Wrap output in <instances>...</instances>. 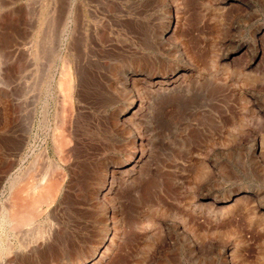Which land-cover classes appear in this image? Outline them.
<instances>
[{
  "label": "rangeland",
  "instance_id": "1",
  "mask_svg": "<svg viewBox=\"0 0 264 264\" xmlns=\"http://www.w3.org/2000/svg\"><path fill=\"white\" fill-rule=\"evenodd\" d=\"M80 1L88 33L95 36L102 30L109 38L104 43L100 42L96 48L97 45H93L92 41L90 45L93 47H86L87 57L81 61L78 71L68 70L69 74H74V79L76 74L80 77L85 74L90 78L93 76V81L100 90L97 97L99 103L95 107L97 109L93 110L96 114L94 121L97 134L95 133L92 141L88 139V142L99 147L108 148L94 155L99 157H96L98 162L121 161L127 153L126 150H119L125 145V135L117 130V126L110 127L117 109L124 107L127 102L125 98L129 86L124 83L127 75L124 72L129 68H136V65L163 71L169 69L171 63H180L182 67L191 70L180 71L189 73L188 76L193 79L189 86L175 93L170 91L152 94L147 90H139V97L143 102L137 111L138 119L133 127L134 130L140 129L148 139L147 163L156 174L148 173V176L144 175L142 179L125 186L124 191L119 190L122 194L117 193L115 202L106 203V206H115L107 212V216L114 215V229L105 231L102 218L104 211L97 200L87 199L86 190L80 191L76 201L73 199L76 193L74 189L66 188L62 192L55 186L52 191L56 194L51 204L40 208L33 205L36 214H32V219L38 225L24 228L16 237L6 235L11 243L14 242L15 248L20 247L17 255H10L17 261L11 264H78L83 259H86L85 264L94 260H97L96 264H223L225 260L224 264H264V127H251L247 122L248 116L256 109L264 115V0H161V3L160 0ZM65 3V0H0L1 170L5 160L2 144L9 136L8 125L14 116L12 109L16 108V112H20L21 121L24 111L29 109L31 103L34 66L30 50L34 35L38 28L55 23H52L48 12L65 8ZM157 31L162 32L159 34ZM162 34L167 38L165 45L158 39ZM254 36L258 40L257 61L255 66L247 69V51L254 44ZM178 48L183 50V58L178 55ZM226 50L232 56L223 61L219 57ZM186 58L190 66L184 64ZM76 103L75 99L72 100L70 106H74L73 111ZM80 103L81 101L78 105H83L84 109L89 107L85 102ZM90 110L92 111L91 108ZM204 110H209L210 116ZM142 122L144 123L141 124ZM240 122L247 125H241ZM237 127L242 128L243 133H237ZM252 130H256L262 150L259 152V159L253 162L248 157L247 148L252 142ZM207 155L209 165L206 163L208 166L205 168L203 160ZM206 173L210 179L207 177V181H204ZM164 174L166 175L163 176ZM175 181H181V184L175 185ZM201 184L203 190L219 191V195L236 187L241 192L231 200L217 201L215 206L221 212L215 210L212 215L198 212L197 209L192 212L189 209L192 197L186 195L185 191L192 185H198L194 191L200 192ZM1 185L0 178V201ZM135 187L144 191L140 199H135L133 195ZM43 190L44 187L41 186L39 191ZM36 196L35 194L34 199ZM143 196L148 198L146 204ZM179 215H186L184 217L191 219L186 224V231L183 230L186 235L175 224ZM48 228L51 234L48 233ZM39 232L42 237L45 236L46 242L49 241L44 245L47 249H41L42 253L34 252L29 261L23 260L25 248L34 243V239L41 237ZM104 232L105 238H102ZM98 239L104 241L91 260L88 257ZM170 242L172 246L169 245ZM1 251L0 247V254ZM100 254H105L104 258L98 259ZM222 254L225 255V260H222ZM6 258L1 254L0 264H4Z\"/></svg>",
  "mask_w": 264,
  "mask_h": 264
},
{
  "label": "bare ground",
  "instance_id": "2",
  "mask_svg": "<svg viewBox=\"0 0 264 264\" xmlns=\"http://www.w3.org/2000/svg\"><path fill=\"white\" fill-rule=\"evenodd\" d=\"M65 1H66V3H65L66 5L64 4L65 8L59 9L57 11L55 9L53 11L51 10L52 12H48L51 14V16L49 15V17H50L52 23L54 21H55V23L51 24V26H49V27L44 26L45 28L40 27L36 30V34L34 35V38L32 41V47L30 50L32 53V60L31 61H32V65L34 66V74L32 76L33 77V80H32L33 81V83H32L33 84V86H32L33 94H32V97L30 98V100H31L30 107L28 110H26L27 112L24 111L25 113L23 114L21 121H20V116H21L20 112L18 113V110L16 112V108L12 109V112L14 114L13 120L11 123H9V125L7 124L9 126L8 132H7V133H9V136H8L7 140H4V142L2 144L3 150H4L3 152L5 155V158H4L5 160H4L3 166L1 167L2 170L0 169L1 170V172H0L1 177L0 178L2 181L1 201H0V247L2 250L1 254L5 258L7 257L6 259H4V262L6 264H11V263L17 262L16 258L12 257V256L10 257V255L13 253L16 254L18 249L20 248V247L15 248V246L13 245L14 242L11 243L9 241V239H7L9 236L6 237V235L10 234V235H12V237L13 236L16 237V235H18L21 230L23 231L24 228H27V227H30L33 225H38L39 223L32 219L33 215L36 214L35 210H34L35 207H33V205L40 208L43 205L45 206V205L51 204V202H52V200H54V197L56 194L52 191L55 188V186H57L58 190H61L62 192L66 188L67 189H69V188L74 189V191L76 193H74L73 199L76 201H77V198H78L80 191L86 190V193L88 194L87 199L88 200H97V203L102 207V211H104V216H102V218H103V222H104L103 226L105 228V231L107 232L108 229H111V230H112V228L114 229V227H112L113 223L115 222L114 217H113L114 215L112 216L109 214L107 216V212H109L112 208H115V206L110 205L111 207H109L108 205L106 206V203L108 204L110 201L112 203L115 202L118 194L119 193L122 194L119 190L124 191L125 186L130 185L131 183L133 184L136 180L142 179L144 175L148 176L147 175L148 173H151L150 175L156 174L155 171H153V168H151V166L148 165V163H147L148 151H149L148 139L146 138V135H144L145 133L144 134L141 133L139 131L140 129L134 130L135 128L133 127V125L136 124L135 120L138 119L137 118V114H138L137 111L141 106L140 105L141 102H143V101H141L142 99L139 97V93H138L139 90H143V91L147 90L148 93H152V94L153 93H160V92L161 93H167L170 91H174V93H175V92L183 90L184 88L189 86L190 81L193 79L192 77L190 78L188 76V75H190L189 73L185 74V72H182V71H186V72L191 71L190 68L186 69V68L182 67L183 65H179L180 63L179 64L175 63L174 65H172V63H171L170 68L163 70V71H161L159 68H156L155 70H149V68L137 67V65H136V68H129V70H127V72L123 71L125 74H127L126 77L123 76V78L125 77L124 83H126L129 86L128 89L126 90L127 97L125 98V100L127 99V102H126L125 106L123 105L124 107H122L120 105L121 107L118 108L119 110L117 109V111L115 113V117L113 116V118H112L113 120L111 119L112 125L110 127L117 126V130L120 131L121 134L125 135L124 136V138L126 140L124 143L125 145H123V148H119V150H126L127 153L124 156V159L121 161L112 162V161L107 159L108 161L98 162L99 159L96 160L97 156L94 157V155H96V153H100L99 152L100 150L106 151L108 148L106 146H100L99 147L98 145L91 143L90 141L88 142V139L91 140L95 136V133H96V124H95L96 122L94 121V119H96V117H95L96 114L93 112V110L97 109L95 107H96V104L99 103V101H98L99 98L97 100V97H98V93L100 92V90L97 89V85L95 84V82L93 81V78H92L93 76L90 78V77L86 76V74H85V76L82 75L80 77V75L78 76V74H76L75 79H74V76H73L74 74H72L71 72H70L71 74H69L68 70L74 69L76 71V69H77V71H78V68H80V66L82 65L81 61L86 56V52H87L85 50L86 47L90 48V46L93 47V45H97V46H95V48H96V47H98V44L100 45V42L104 43L107 41L106 39H109V38H107V35H105V32H101L102 30L100 31L101 33L99 32V35H95V36L91 32L88 33V29L86 28L87 27V20L85 18L84 13H83L82 4H81L80 0H65ZM162 2H165V0H162ZM160 3H161V0H160ZM169 9H171V8H169ZM169 9L167 10V12H169ZM49 17H47V18H49ZM36 20H37V18H36ZM46 23H48V21ZM168 24L169 23H167V25ZM95 31H96V28H95ZM161 32H158V33L160 34ZM163 34L158 39H160L162 44L165 45L167 43V41H166L167 38L164 37ZM153 37H155V36H153ZM253 38H254V44H252L250 46V49H248V51H247L248 52L247 55H249L248 56L249 61L246 63L247 69H250L253 66H255L256 61H257V49H258L257 42H258V40L255 38V36ZM92 41H93V45H90V43ZM174 41H177V40L174 39ZM108 42H110V41H108ZM152 46H153V44H152ZM181 47H182V45H181ZM238 47L240 48L241 45H239ZM186 48H187V46H186ZM175 49H177V48H175ZM184 49H185V46H184ZM178 52H179L178 55L183 58L184 57L183 50L180 51L178 48ZM110 54L111 53L108 54V57ZM189 55H190V53H189ZM231 56H232V53L230 51L226 50L219 57V59L224 61V60L230 58ZM100 57L103 58V56H100ZM192 57H191V59H193ZM197 59H198V57H197ZM104 60H105V57H104ZM89 62L90 61L88 60V63ZM159 62H160V60H159ZM184 64H187L190 66L188 58H186V60L184 61ZM145 65H147V64H145ZM163 65H164V62H163ZM112 68H113V66H112ZM180 70H182V71H180ZM56 72H58V74H56ZM80 72H82V71L80 70ZM101 72L102 71H100V73ZM112 83H111V85H112ZM102 86H103V84H102ZM107 89H109V88H107ZM117 89H119V88H117ZM103 91H106V90H103ZM119 92H120V90H119ZM120 93H122V92H120ZM144 93H146V92H144ZM72 97H73V99H70ZM116 98H117V96H116ZM21 99H23V98H21ZM74 99L77 101V103H76L77 106L75 107V109L73 111L72 108L74 106L71 108L70 105H72V100L74 101ZM79 101H81V103L85 102L86 104L89 105V107H85V109H84L83 105H78ZM113 101H115V100H113ZM113 101H112V103H113ZM111 106L112 105L110 104V107ZM146 106H147V104H146ZM90 108L92 109V111L90 110ZM82 109H83V111H82ZM253 109H256V108H253ZM19 111H21V110H19ZM113 111H115V109ZM102 112H104V111H102ZM204 112L208 116H210L209 110H204ZM251 112H252V110H251ZM260 112L261 111L256 109L255 112H253L251 114V116H248L247 122H248V124L251 125V127H254L255 125H262V127H264V115H262ZM139 113L141 114V112H139ZM145 113H147V112H145ZM146 115H144V117H146ZM142 117H143V115H142ZM23 118H24V120H23ZM93 121H94V123H93ZM143 123L144 122H142L141 124H143ZM240 123H241V125H244V126L247 125V124H244L242 122H240ZM235 130L237 131V133H243L242 128H240V127H237ZM30 135L32 136V138H30ZM246 135H248V134H246ZM250 135L253 136L252 142L250 141L251 144H249L247 146V148L249 149L248 157L253 162V161H256L259 159V157L261 155V154H259V152L262 150H260L261 142L258 141V134H257L256 130H252ZM231 136L235 137V135H231ZM29 138L31 139L30 141H29ZM236 138H238V136ZM236 140L238 141V139H236ZM257 141L259 142L258 145L256 144ZM247 144H248V141H247ZM109 149H110V147H109ZM208 156L209 155H207V157L203 160V162H204L203 165L204 164L206 165V163L208 162V159H209ZM97 158H99V157H97ZM113 160H115V159H113ZM203 165H202V167H203ZM208 165H206L205 168ZM165 175L166 174H164L163 176H165ZM206 175H207V173L204 175L205 177H203L204 181L205 180L207 181L208 176H206ZM156 177H158V176H156ZM174 184L179 185V184H181V181H175ZM202 185L203 184H201V186H199V188L201 189L200 192L194 191L195 188L198 187V185L197 186L192 185L190 188L188 187L189 189H187V191H185L186 195L192 197V202L190 203L191 208L189 207V209L192 212H193V210L196 211V209H197L198 212H204V213L206 212V213H209V215L210 214L212 215L213 213H215V210L218 212L220 211L215 206V204H217L216 203L217 201L231 200V199H233V197L237 193L241 192L240 191L241 189L239 190V188L236 187V189L230 188L224 194L219 195V193H220L219 191L217 192V191L209 190L206 188H204V190H203ZM41 186L44 187V190L40 192L39 188H41ZM154 186H156V185H154ZM210 186L211 185H209V187ZM135 189H136V187L133 190H135ZM175 190H176V188H175ZM130 192H133V191H130ZM82 193H83V191H82ZM35 194L37 195L36 199H34ZM142 194H144V191L142 192L138 188L133 192L135 199H140ZM144 197L145 196H143V199H145ZM147 199L148 198L143 200V201H145V204H146ZM149 200H150V197H149ZM205 200L207 202L203 203V201H205ZM60 201H61V199H60ZM58 202H59V200H58ZM141 202L142 201H140V203ZM152 202H154V201H152ZM143 203H142V205H143ZM94 204H96V203H94ZM161 204H162V202H161ZM90 205H91V203H90ZM121 206H123V205H121ZM126 207H125V209H126ZM130 207L128 208V211H130L129 210ZM137 208H135V209H137ZM171 208H170V210H171ZM154 210H156V209L154 208ZM158 211H159V209H158ZM172 211H173V209H172ZM133 212H135V211H133ZM137 213H139V212H137ZM20 215L24 216V218H22V216H20ZM156 215H158V214H156ZM187 215L191 216L188 213H187ZM184 216H186V215H184ZM184 216L179 215L178 221L175 224L178 227L180 226L181 231L186 235V232H184L188 228L186 226V224H187V222L190 223L191 219H190V217H184ZM130 217L131 216H129V218ZM139 217H141V216H139ZM173 220H174V218H173ZM133 221H135V220H133ZM134 223H136V221ZM134 223H133V225H134ZM175 224H173V225H175ZM188 226H189V224H188ZM133 229H134V227H133ZM48 230H49V228L47 229V231ZM48 233L51 234L52 232H50V230H49ZM116 233H117V231H116ZM177 233H178V231H177ZM39 234L41 235L40 232H39ZM3 235L6 238H1V236H3ZM47 235H49V234H47ZM101 236L103 238L105 236V232L102 233ZM18 238H20V236ZM45 239H46L45 236L42 237V235H41V237L34 239V243H32V244L30 243L31 245L27 246L26 248L23 246V249L24 248L26 249V253H25V256L23 255L24 257L21 256V258L23 257V260L29 261V259L32 257L31 255H33L34 252L40 251L41 249H43L45 247L44 245L47 242H49V241L46 242ZM51 239H52V237H51ZM186 240L188 241V238ZM103 241H104L103 239H98L96 241L97 244L94 242L96 244V246L92 249V253L89 255L88 258H90V259L93 258L94 254L97 253L98 248L103 243ZM163 241H164V238H163ZM157 243H158V241H157ZM21 244H24V243H21ZM27 245H28V243H27ZM169 245H171V242L169 243ZM185 246H186V244H185ZM176 247H177V245H176ZM45 249H47V248H44V250ZM19 251H20V249H19ZM50 251H51V249H50ZM22 253H24V250ZM1 254H0V256H1ZM103 255H105V254H100L98 259L101 257L104 258ZM222 257H223L222 260H225L224 259L225 255H223ZM85 260L83 259L78 264H85L84 263ZM225 262H226V260L223 262V264ZM96 263H97V260H94L88 264H96Z\"/></svg>",
  "mask_w": 264,
  "mask_h": 264
}]
</instances>
